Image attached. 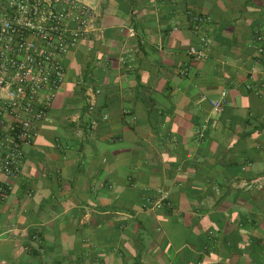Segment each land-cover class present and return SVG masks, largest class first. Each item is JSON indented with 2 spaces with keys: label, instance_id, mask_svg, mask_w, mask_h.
<instances>
[{
  "label": "crops",
  "instance_id": "obj_1",
  "mask_svg": "<svg viewBox=\"0 0 264 264\" xmlns=\"http://www.w3.org/2000/svg\"><path fill=\"white\" fill-rule=\"evenodd\" d=\"M81 1L96 28L0 206V264H264V0Z\"/></svg>",
  "mask_w": 264,
  "mask_h": 264
},
{
  "label": "built area",
  "instance_id": "obj_2",
  "mask_svg": "<svg viewBox=\"0 0 264 264\" xmlns=\"http://www.w3.org/2000/svg\"><path fill=\"white\" fill-rule=\"evenodd\" d=\"M188 15L196 33L211 20L199 12ZM96 18L95 9L81 0H0V206L21 174L26 148L39 135L64 83V58L96 28ZM257 41L264 42V33L257 35ZM208 46V37L202 35L200 45L191 46L188 54L204 59ZM257 51L263 60L264 47ZM181 73L186 75L187 68ZM210 104L215 114H221L227 91L222 90ZM206 127L204 123L197 129L199 136H204ZM166 197L161 192L153 207H162Z\"/></svg>",
  "mask_w": 264,
  "mask_h": 264
}]
</instances>
